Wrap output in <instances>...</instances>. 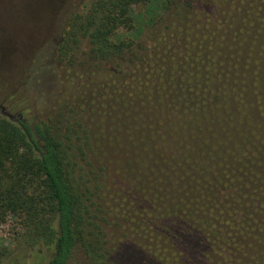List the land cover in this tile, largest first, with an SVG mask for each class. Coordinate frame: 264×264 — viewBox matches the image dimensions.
I'll return each mask as SVG.
<instances>
[{"label":"trees","instance_id":"obj_1","mask_svg":"<svg viewBox=\"0 0 264 264\" xmlns=\"http://www.w3.org/2000/svg\"><path fill=\"white\" fill-rule=\"evenodd\" d=\"M142 3L148 22L136 12ZM59 18L57 38L26 66L24 93L33 97L34 114L0 108V226L11 220L27 247L50 252L46 264H70L78 249L90 264H165L128 241L109 249L101 231L89 229L70 159L84 144L91 148V137L74 92L101 84L100 91L91 88L92 97L102 101L111 129H132L136 117L167 131L165 119H153L166 110L185 116L178 124L191 122L190 133L203 120L225 131L233 111L224 106L236 98L231 75L264 73V0H79ZM84 40L86 63L79 57ZM7 99L13 109L23 105ZM137 127L157 137L156 128ZM173 128L172 138L155 140L148 156L156 173L188 196L183 211L189 212L155 219L162 241L178 251L179 264H264V198L230 178L209 143ZM244 135L260 150L255 128Z\"/></svg>","mask_w":264,"mask_h":264},{"label":"rangeland","instance_id":"obj_2","mask_svg":"<svg viewBox=\"0 0 264 264\" xmlns=\"http://www.w3.org/2000/svg\"><path fill=\"white\" fill-rule=\"evenodd\" d=\"M77 1L0 0V108L6 113L15 116L23 110L26 116L34 114L29 102L33 97L30 99L24 93L26 66L41 46L57 38L59 17L64 16ZM145 8V3H142L136 12L148 22L150 16L145 14ZM88 50L89 43L84 40L80 47V62L88 61ZM77 68L87 70L82 66ZM259 76L264 77V73H249L244 69L231 75L230 84L234 89L230 93L236 98L230 99L229 104L224 106L233 111L225 131L218 130V124L209 126L203 120L202 128L197 125L195 133H190L191 122L183 127L178 124L185 116L166 110L151 117L165 119L170 124L167 131L163 124L155 125L150 119L143 121L136 117L132 120V129L125 125L111 129L110 117L105 119L100 113L102 101L92 97L95 95L91 88L94 86L100 91L102 85L94 81L88 86L85 80L86 86L90 87L89 93L74 92L72 100L76 108L83 112L91 148L84 144L83 154L82 149H77L76 156H71L72 176L88 212V227L101 231L104 246L112 249L128 241L153 253L165 264H179L178 251L167 240L162 241V228L154 221L175 212L177 217L189 212L188 208L183 211L187 207L184 202L188 196L163 175L156 173L153 160L148 156L155 140L162 136L168 140L172 138L170 131L174 126L182 129V135L189 133L190 139L197 144L203 140L209 143L207 150L221 161L222 170L230 178L244 182L250 192L264 198V80ZM216 80L222 82L219 77ZM78 81L84 84L82 78ZM9 95H13L14 102L19 101L23 105L13 109L7 99ZM91 99L95 104H89ZM94 108L96 113H93ZM249 120H252L251 123ZM137 125H145L151 130L156 128L157 137ZM254 128L258 135L255 143L261 146L260 150L244 140V133L249 135ZM212 136L218 137L211 143ZM219 150L221 154L217 155ZM16 231L19 230L14 229L11 220L0 226V264H46L51 253L27 247ZM94 239V236L88 237L91 244ZM70 264H90V260L78 249Z\"/></svg>","mask_w":264,"mask_h":264}]
</instances>
